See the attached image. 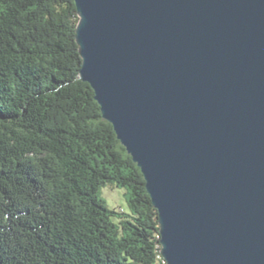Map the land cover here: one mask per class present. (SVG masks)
Returning <instances> with one entry per match:
<instances>
[{
    "label": "water",
    "instance_id": "water-1",
    "mask_svg": "<svg viewBox=\"0 0 264 264\" xmlns=\"http://www.w3.org/2000/svg\"><path fill=\"white\" fill-rule=\"evenodd\" d=\"M79 76L140 169L166 264H264V0H74Z\"/></svg>",
    "mask_w": 264,
    "mask_h": 264
},
{
    "label": "trees",
    "instance_id": "trees-1",
    "mask_svg": "<svg viewBox=\"0 0 264 264\" xmlns=\"http://www.w3.org/2000/svg\"><path fill=\"white\" fill-rule=\"evenodd\" d=\"M74 4L0 0V264H166L145 179L79 76Z\"/></svg>",
    "mask_w": 264,
    "mask_h": 264
},
{
    "label": "rangeland",
    "instance_id": "rangeland-1",
    "mask_svg": "<svg viewBox=\"0 0 264 264\" xmlns=\"http://www.w3.org/2000/svg\"><path fill=\"white\" fill-rule=\"evenodd\" d=\"M101 196L106 199L110 208H114L117 211H126L128 209L125 199V189L121 187H117L113 184H106L101 188Z\"/></svg>",
    "mask_w": 264,
    "mask_h": 264
}]
</instances>
